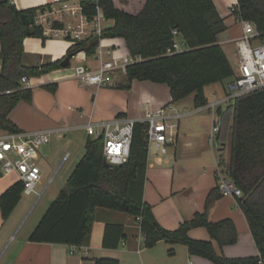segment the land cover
Listing matches in <instances>:
<instances>
[{"label":"trees","instance_id":"obj_1","mask_svg":"<svg viewBox=\"0 0 264 264\" xmlns=\"http://www.w3.org/2000/svg\"><path fill=\"white\" fill-rule=\"evenodd\" d=\"M82 14L92 21L101 9L106 19L115 24L92 32L74 41L66 57L73 58L84 51L88 56L97 53L100 41L105 37H123L132 62L126 66L124 82L119 87L131 89L133 81L150 80L167 84L172 101H180L194 95V104L203 106L209 102L205 88L237 75L229 54L218 40L226 29L225 20L214 0H147L143 10L134 15L116 7L113 0H82ZM54 3L39 8L19 10L12 0H0V129L19 131L9 114L21 101H31L33 90L25 86L22 78L39 76L63 67L58 60L44 64H24V39L26 25L21 15L31 14L37 20L40 12L51 11ZM234 13L243 20H251L264 33V0H238ZM52 26L64 29L65 24L55 20ZM33 36L46 40L43 25L34 23ZM173 29H177L185 47L169 53L173 44ZM65 57V58H66ZM55 91L56 84L47 85ZM9 91V92H8ZM221 129L218 142L225 150L229 143V155H219V163L225 165L231 179L243 194L237 202L245 213L251 233L259 249L258 255L231 257L218 253L214 241L220 247L234 244L239 233L231 218L214 221L210 209L222 197L217 187L206 199L205 210L184 220L175 229L162 226L153 206L145 200V184L149 164L146 140V123L134 126L131 154L127 162L108 165L104 156L103 137L88 136L85 153L73 169L66 185L50 203L48 209L32 230L28 240L33 242L61 243L80 246L91 232L97 207L125 211L135 218L144 237V246L153 247L163 240L171 245L183 243L192 255L207 258L215 264H262L264 261V88L239 96L226 109H219ZM24 184L13 183L0 195V214L4 222L11 216L22 199ZM205 227L209 240L195 239L190 231ZM125 228L119 224H107L103 245L117 248L126 239ZM175 254V248L169 249ZM95 264H120L116 258L101 257Z\"/></svg>","mask_w":264,"mask_h":264},{"label":"crops","instance_id":"obj_2","mask_svg":"<svg viewBox=\"0 0 264 264\" xmlns=\"http://www.w3.org/2000/svg\"><path fill=\"white\" fill-rule=\"evenodd\" d=\"M12 1L19 10L39 8L48 3H54L53 8L63 10L50 17H54V21L63 22L64 29H56L52 24L50 26L46 24V40L33 35L25 37V65L44 64L65 59L68 49L74 44V41L67 39L68 33L65 30L79 29L84 23L89 33L95 32L92 21H89L76 8L82 0ZM113 2L119 9L138 15L147 0H113ZM214 2L226 24V29L218 35V40L224 45L231 59V54L235 55L237 51V40L243 34V19L234 13L238 0H214ZM64 8L67 9L64 10ZM68 8L75 9L73 11ZM35 21L39 24L38 19ZM114 24L113 19L104 17L101 20L102 29L113 27ZM114 58H118L120 62L124 58H132L123 37L102 38L95 55L88 56L86 52L81 51L71 58L68 66L54 69L40 76L30 77L24 83L25 86L33 90L32 100H21L10 112V120L16 124L19 130L60 129L54 134L57 138L52 139L51 143L41 149L39 161H43L44 176L46 171L55 169L57 162L58 165L54 175L40 191L42 195H37L35 204H38L42 199L41 197L47 191L56 173L72 159L69 164L70 176L84 155L85 143L89 135L87 134L83 140L84 151L81 149L78 151L73 144H77L80 134L86 132L85 123L91 114L95 120H107L116 116L141 119L148 110H154L173 102L170 88L164 83L135 79L131 89L119 87V84L124 82L126 75L122 67L108 70L106 73L108 83L101 86H82L74 76L73 63L75 65L84 64L92 70H97L103 62L111 61ZM1 70L2 62L0 60V72ZM52 84H56L55 91L47 88V85ZM211 85L216 87L219 83H213L207 87ZM217 92L218 89L214 88L212 92L214 99L225 94V87L222 96H218ZM207 96L209 98L208 94ZM211 101L209 100V102ZM173 103L181 112L185 113L180 121L177 142L170 155H168L169 153L165 155H160L158 152H155L156 155L149 153L145 184V200L153 206L159 223L168 229L177 228L182 221L205 210L207 196L213 188L217 187L218 180L217 168H213L210 156H216V163H219V155L223 152L221 146L217 148L220 154L216 153L217 149L215 148L220 131L214 142L209 140L213 124L217 121L220 122L219 116L212 115L208 110L199 111V107L194 104V95H189ZM227 107L221 109L224 110ZM183 119L185 122L182 123ZM203 119L211 122L210 127L192 131L196 127H191V125L199 124ZM0 131L3 130L0 129ZM62 138H66V141L63 142ZM186 160H192L194 164L186 166L181 163ZM197 163L202 166L198 173L194 172L196 178L192 180L188 173L191 169L196 168ZM18 180L17 173L0 174V195ZM61 189L62 187H58V190L50 198V203ZM26 195L30 194L23 193L22 199L6 222L3 221L0 214L1 264H95V259L101 257L116 258L120 264H215L207 258L192 255L188 246L183 243L171 245L161 240L153 247H145L139 222L125 211L107 207L96 208L92 230L80 246L29 241L30 233L50 203H47L45 211L38 215L35 223L31 227L29 225L28 229L20 235V230L17 232L18 225L34 200L27 199ZM210 218L214 221L224 218L233 219L239 233L238 241L234 244L220 247L214 241L218 253L231 257L259 254L247 217L237 202V196L222 195L211 207ZM107 224H119L125 228L127 237L117 248L103 245ZM190 235L195 239H210V234L205 227L192 229ZM171 247L175 248L173 255L169 254Z\"/></svg>","mask_w":264,"mask_h":264},{"label":"built area","instance_id":"obj_3","mask_svg":"<svg viewBox=\"0 0 264 264\" xmlns=\"http://www.w3.org/2000/svg\"><path fill=\"white\" fill-rule=\"evenodd\" d=\"M82 12L81 4L76 7ZM67 8H64L66 10ZM74 11L75 8H68ZM63 11L53 8L51 11L40 12L38 22L46 26L47 19L52 14ZM104 18L101 9L92 20L95 32H101V20ZM243 34L237 40L238 65L237 75L232 77L225 87V94L208 102L203 106H198L199 111L208 110L212 115H218V108L229 106L235 100L248 92L264 88V33H261L255 23L251 20H242ZM73 38H82L88 35L89 31L82 23L79 29L65 30ZM173 44L168 49L169 53L181 51L185 47L184 41L180 38L177 29H173ZM134 58H124L121 62L118 58L103 62L97 70H92L84 64L76 65L74 76L80 84L85 87L101 86L108 83L106 73L110 69L122 67L126 72V66ZM24 76L22 82H27ZM9 92V91H8ZM225 104V105H223ZM185 116L175 103L170 102L154 110H148L143 118L135 119L129 117L116 116L107 120H95L93 115L85 123V130L89 136L104 139L105 160L114 165H119L128 161L131 154V145L136 122L146 123V140L150 153L155 146L158 154L165 155L171 145H175L178 139L180 121ZM60 130V129H59ZM58 129H42L34 131H0V174L17 173L19 180L24 184L23 193H36L38 196L42 192L37 190V185L43 177V170L39 164L41 149L52 142L55 132ZM220 131V122L213 124L209 134V140L214 142ZM217 184L222 195L241 196V188L236 186L231 179L229 172L221 164L217 165ZM44 191V190H43ZM264 264V261H262Z\"/></svg>","mask_w":264,"mask_h":264},{"label":"rangeland","instance_id":"obj_4","mask_svg":"<svg viewBox=\"0 0 264 264\" xmlns=\"http://www.w3.org/2000/svg\"><path fill=\"white\" fill-rule=\"evenodd\" d=\"M53 21H54V17H49V19H47V22L46 23L48 24V26H50L53 23ZM84 37H86V35H84ZM231 59L233 61L234 67L237 69L238 51H236V54L235 55L234 54H231ZM75 66L76 65L73 63L72 64V67L75 68ZM229 80L230 79H227V80H224L223 82H220L219 85H216V87H214V85H211V86H209V87L206 88V91H207V94L209 95V100L210 101L214 99V96L212 94L214 88L218 89L217 95L218 96H222L224 94V87H226V84L228 83ZM223 105H225V104H223ZM183 122H185L184 119L182 120V123ZM210 123L211 122L208 121L207 119H203L202 121H200L199 124L191 125V127H196L192 131H198V130H201V129H206L208 126L210 127ZM192 134H194V133H192ZM86 136H87V132H82L80 134V136H79V140H77V142H76L77 144H75V143L73 144L74 148L76 147V149L78 151H80V149H81V151L82 150L84 151V149H83V142L84 141L83 140L85 139ZM55 138H57V137L54 136L53 139H55ZM62 139H61V141H62ZM64 141H66V138L63 139V142ZM220 146L221 147H224L222 144H220V143H218V141H216L215 142V148L217 149ZM174 147H175V145L169 146L168 152H167V153H169L168 155H170L172 153V150H173ZM155 152L157 153L158 150H157V148L155 146H153L151 148L150 154L151 155H154ZM223 152L225 153V157L227 158L228 155H229V143L226 144L225 150H223ZM216 153H219L220 154V152H219L218 149H217V152ZM207 158H209V156H207ZM215 158H216V156H214V155L213 156H210V161H211V163L213 165V168H217V164H218V163H216ZM71 160L59 172L56 173V175L54 176V179L52 180L50 186L48 187V189L45 192V194H43V197H41L42 199L39 201L38 204L37 203L35 204V202H36V200L38 198L36 193H32L30 195H26L27 199H32V200L34 199V200H33V203L31 205L29 211L25 214L24 218L21 220V222L18 225L17 232L20 230L19 231L20 232V235L23 234L28 229V226L29 225L31 227L33 225V223H35V221H36L35 219H37L38 215H40L41 212L45 211V209H46L45 207H46L47 203H50L49 202V201H51L50 198L55 193V191L58 190V187H60V188L62 187L63 188L66 185L67 178H68L69 173L71 171L70 170V167H69V164H71ZM38 162H39L40 166L42 167L43 161L40 160ZM181 163L182 164H185L186 166H188L190 164L191 165L194 164L192 160L182 161ZM57 165H58V162L56 163V167H55L54 170L53 169H50V170L46 171L45 176L43 175V177H42L41 183H39L37 185V190L41 191L42 188L44 187V185L47 184V182L52 177V175H54L55 170L57 169ZM201 166H202V164H198L197 163L196 164V168L190 170V172L188 173V175L190 176V179L193 180V179L196 178L194 176V175H196L194 172L196 171V173H198V171L201 169ZM223 166L225 167V165H221V167H223ZM24 197H25V195H24ZM1 263H2V261L0 262V264Z\"/></svg>","mask_w":264,"mask_h":264},{"label":"water","instance_id":"obj_5","mask_svg":"<svg viewBox=\"0 0 264 264\" xmlns=\"http://www.w3.org/2000/svg\"><path fill=\"white\" fill-rule=\"evenodd\" d=\"M21 18H22L23 23L26 25V32H27V35H32V34L34 33V27H33V25H34V23H35V18L33 17V15H31V14H26V13H23V14L21 15ZM70 62H71V57H66V58L61 62V64H62L63 67H66V66H68V65L70 64ZM106 163H107L108 165H114V164L109 163V162H107V161H106Z\"/></svg>","mask_w":264,"mask_h":264}]
</instances>
